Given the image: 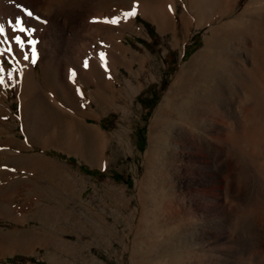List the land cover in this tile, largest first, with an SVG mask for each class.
<instances>
[{"label":"rangeland","instance_id":"374dc122","mask_svg":"<svg viewBox=\"0 0 264 264\" xmlns=\"http://www.w3.org/2000/svg\"><path fill=\"white\" fill-rule=\"evenodd\" d=\"M53 4L67 13L118 8L110 32L123 50L112 64L115 86L94 79L84 29L63 69L89 101L61 97L29 30L39 16L21 1L18 14L0 12V47L14 37L38 84L48 72L35 107L22 110L19 84L0 91V264H214L212 248L225 236L247 238L250 220H264V0ZM5 17L21 23L7 28ZM103 34L90 44L99 56ZM11 57L22 69L20 54ZM209 163L218 199L192 190ZM211 226L217 235L203 236ZM262 249L241 247V264H264Z\"/></svg>","mask_w":264,"mask_h":264},{"label":"bare ground","instance_id":"6f19581e","mask_svg":"<svg viewBox=\"0 0 264 264\" xmlns=\"http://www.w3.org/2000/svg\"><path fill=\"white\" fill-rule=\"evenodd\" d=\"M17 1H21L23 3H26L27 5H30L31 6L30 8L36 13V15L39 16V20H35V21H33L30 18L33 21V23L28 24V26H29V30L34 29L36 30L35 34L36 33L39 34L38 35L39 36L38 39L40 40V43L38 44V48L40 50L39 57H41L40 58L41 60L44 57L48 58L47 64L51 66V69H49L48 72L51 74V79H50L51 82L55 84L57 95L60 94L61 96L63 94L70 97L72 96L75 99H78V101L80 99V101L84 103L89 101L84 91L82 90L81 85L78 84V82H80L78 80H77L78 82L76 81V84H78L79 86L75 91V93H73L72 90L73 87L71 88L70 86L67 85L66 74H65L66 72L63 69L64 66L63 59L65 53L69 52L70 50L72 51V53L73 51L75 52V50L79 52V50H81L80 45L82 44H85L84 45L85 49L83 48V50L85 52L87 51L86 53H89L92 60L90 61L91 64L89 63L90 68L87 71L88 74L92 75V77L96 75V77L98 79L101 78L104 83L109 82L112 87L115 86L116 76L114 74V69L112 64H114L115 56L118 55L117 51H122L123 49L119 41L120 35L116 36L117 40L115 41V36L113 35L114 33L112 31L110 32V27L111 24L114 25L113 23H111V21H112V17L115 16L116 13H119L118 8L110 5L107 14H105L104 11L98 12L96 10H91L89 9V7H85V8L80 7V9H76L73 13H67L66 10L61 6L53 4L55 1H62V0H0V12H5L8 15L11 13L18 14V11L15 10ZM135 7L140 8L141 5L137 4L135 5ZM121 15H123V13H121ZM12 16L13 15H11V17ZM6 17L4 19L5 26H7V28L10 29L15 28V24L13 23V21L11 19H7ZM130 17L127 16L126 17L127 19L125 18L126 21L124 19V22H126V24H130L132 22V19ZM84 29H86V31L89 33V34L87 33L89 38L87 42L81 44L82 42L81 40H84L83 33H86L85 31H83ZM101 31L104 33L103 34L104 38L107 41L104 44L106 48L103 56H99V54L96 53L94 54L93 51H91L92 48L90 46L91 42H93V39L94 41H96L97 40L96 38L99 37V34H102ZM16 41L17 40H15L14 37H12L11 39L8 38L7 41L5 42L6 45H4V47H0V91H3V89L8 85H15V84L21 85L23 87L22 110H24L27 107V104H30L31 108L35 107V105L38 104L37 102L41 97L40 87H43L44 84L47 86L48 83V79L46 77L48 72H46L45 75L43 73V79H42L43 81L42 83L39 82L38 84V81H36L35 77L32 74L33 72L31 71L33 69H32V65L28 61L29 56L25 55L26 54L25 48L21 45H16ZM71 41L72 44H70ZM14 51H17L20 54V57L22 58L21 60L23 65L22 69L18 67L16 60L11 57V54ZM77 56H80V54ZM25 57H27V59H25ZM6 58L13 61V66H7V64L4 62ZM97 71H99V73ZM12 75H15V78H13ZM86 77L88 76L86 75ZM65 90L67 92H65ZM91 96H93V94ZM43 98L44 97L42 96L41 100H43ZM39 107L40 106H38V108ZM196 162L197 164L202 163L199 155L196 156ZM212 165L213 164L209 163L206 166L207 168L203 167V169L206 168L207 170L205 172L206 178L204 180H202V176H200L199 174L193 176L192 181H194L195 184L201 185V187L199 189H192V190H194V193H199V194L202 193V194L210 195L215 193V197L218 199L220 194V188H218L217 185L220 182V179L217 172L213 170ZM203 182H208L212 187H206L205 184H203ZM225 219H220V222L218 221L219 222L218 224H225L223 223ZM252 220L253 219L250 220L249 225L247 224L248 227L246 228V230L249 232L247 238L240 236V237H236L237 239L231 241L227 236H225L222 243L219 242L217 245H215L212 248V250L215 252L214 264L245 263L246 259H243L239 256L241 247L242 249L245 248L246 251H253L255 249H260L261 251L262 248L264 249V220L259 222ZM216 231H217L216 228L211 226L206 228L205 231L203 229L201 231V234L204 236V233H206V235H208L209 238H211L212 236L217 235ZM6 234L7 233H4L3 235L4 238ZM15 235L18 236L16 233ZM6 237L9 238V235H7ZM18 238L16 237V239ZM263 249L262 251H264Z\"/></svg>","mask_w":264,"mask_h":264},{"label":"trees","instance_id":"16d2710c","mask_svg":"<svg viewBox=\"0 0 264 264\" xmlns=\"http://www.w3.org/2000/svg\"><path fill=\"white\" fill-rule=\"evenodd\" d=\"M141 141H143L142 139L138 140V143H140ZM48 154L50 155H55L57 157H65L63 154L55 152V151H48ZM69 162H74V158L73 157H67L66 158ZM80 170L92 177H96V176H104V172L100 171V170H89L86 167L80 166ZM114 177H118L117 173H114ZM30 261H34L33 258H29Z\"/></svg>","mask_w":264,"mask_h":264},{"label":"snow or ice","instance_id":"6c2138e0","mask_svg":"<svg viewBox=\"0 0 264 264\" xmlns=\"http://www.w3.org/2000/svg\"><path fill=\"white\" fill-rule=\"evenodd\" d=\"M28 15H31V13L29 12ZM20 23H21V21H20L19 19L15 20V24H16V25H19ZM3 31H4L3 26L0 25V34H2ZM25 59H27V57H25ZM33 62H34V61H33Z\"/></svg>","mask_w":264,"mask_h":264}]
</instances>
